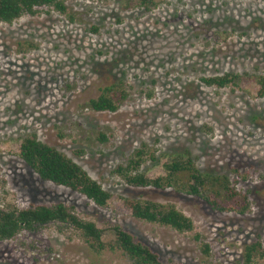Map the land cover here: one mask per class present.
Instances as JSON below:
<instances>
[{
	"label": "rangeland",
	"instance_id": "1",
	"mask_svg": "<svg viewBox=\"0 0 264 264\" xmlns=\"http://www.w3.org/2000/svg\"><path fill=\"white\" fill-rule=\"evenodd\" d=\"M67 14L42 9L0 23V209L64 203L114 240L121 226L165 264H245V249L264 245V0H63ZM235 73L237 86L201 78ZM123 84L119 110L88 103ZM57 148L112 198L100 208L67 188L43 182L19 157L26 137ZM103 136L106 138L103 139ZM142 144L156 160L147 177L189 151L205 173L225 175L249 192L246 215L214 211L177 189L132 188L113 173ZM126 199L174 205L195 229L179 233L135 219ZM209 252H205V246ZM0 264H132L122 253L95 254L72 230L0 241Z\"/></svg>",
	"mask_w": 264,
	"mask_h": 264
},
{
	"label": "trees",
	"instance_id": "2",
	"mask_svg": "<svg viewBox=\"0 0 264 264\" xmlns=\"http://www.w3.org/2000/svg\"><path fill=\"white\" fill-rule=\"evenodd\" d=\"M136 1V0H135ZM147 11L158 6L153 0H137ZM52 9L67 14L63 0H0V23L12 24L24 16H35L42 9ZM204 85L224 89L237 86L241 76L226 73L222 76L201 78ZM259 97L264 98V76L258 77ZM128 93L123 84L105 87L101 95L88 103L95 112L119 110L127 100ZM103 139L106 138L103 136ZM142 144L124 164L118 165L113 173L132 188L177 189L188 196L206 202L214 211L246 215L251 210L250 194L237 189L225 175L202 172L189 151L175 154L163 165L165 175L151 179L142 172L148 160H156V152L149 153ZM19 157L24 164L38 175L41 181L57 187L67 188L84 196L100 208L108 207L112 195L94 180L79 164L68 158L57 148L41 142L35 135L26 137L20 145ZM126 206L135 219L146 223L171 228L179 233L193 232V221L174 205H163L154 201L126 199ZM50 225H58L75 232L97 255L105 252L122 253L132 264H165L160 255L139 242L136 237L119 225L112 227L114 240L105 241L104 232L96 223L82 219L74 206L64 203L53 205H31L25 209H0V241L15 239L21 233L38 234ZM205 252L209 247L205 246ZM245 264H264V245L256 241L245 249Z\"/></svg>",
	"mask_w": 264,
	"mask_h": 264
}]
</instances>
